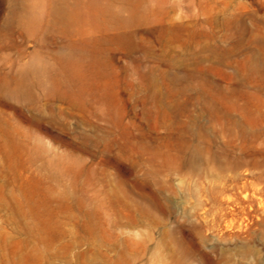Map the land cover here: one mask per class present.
I'll use <instances>...</instances> for the list:
<instances>
[{"label": "rangeland", "instance_id": "obj_1", "mask_svg": "<svg viewBox=\"0 0 264 264\" xmlns=\"http://www.w3.org/2000/svg\"><path fill=\"white\" fill-rule=\"evenodd\" d=\"M0 264H264V0H0Z\"/></svg>", "mask_w": 264, "mask_h": 264}, {"label": "bare ground", "instance_id": "obj_2", "mask_svg": "<svg viewBox=\"0 0 264 264\" xmlns=\"http://www.w3.org/2000/svg\"><path fill=\"white\" fill-rule=\"evenodd\" d=\"M0 90H2L6 96L14 97L21 89L14 84H9L6 78H0Z\"/></svg>", "mask_w": 264, "mask_h": 264}]
</instances>
